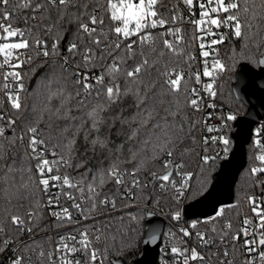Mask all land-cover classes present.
<instances>
[{
  "label": "trees",
  "instance_id": "trees-1",
  "mask_svg": "<svg viewBox=\"0 0 264 264\" xmlns=\"http://www.w3.org/2000/svg\"><path fill=\"white\" fill-rule=\"evenodd\" d=\"M25 2L26 0H10V4L7 6L11 17L9 20L14 25H20L24 29L30 30L46 42L50 55L44 57L42 54H37V51L32 50L33 42L29 40L31 62H26L20 69L23 76L22 83L25 87V91L21 94L22 108L19 111L13 109L7 94L3 91L1 95L0 117L3 119H0V126H4L6 131L4 137H0V145L3 146L0 155L4 157L3 160H0V169L12 166L13 171L9 174L7 183H5L4 173L0 171V224H3L5 229L4 234H0V246L6 247V244L3 243L4 240L19 241L32 232L40 234L53 226L50 214L43 205L44 192L41 185L38 184V172L35 167L37 161L30 156L28 142L22 143L19 139V137H23L29 140L30 137L27 133L29 126L37 127L40 133L38 139L43 138L45 145L48 146L46 152L52 151L50 145H56V151L59 152L67 145L68 140H71L72 167L60 168L58 172L55 169L54 172L60 175L67 173L71 179L72 176H79L87 169V177L91 179L93 175H99L102 170L109 167L112 161L119 158L123 162V169L136 168L141 183L147 185L140 189H132L134 193L132 196H123L128 188L125 184L119 185L118 195L114 197L116 207L98 205L95 210L89 213L90 218L88 219H84L78 211V219L82 222L81 228L95 232L97 228L104 230V235L98 241L99 248H107L103 254V264H114L116 260H120L124 264H132L141 253L146 225L150 218L149 212L140 208L142 205H150L159 209L169 221L165 227L161 247L165 243H168L170 247L182 244L179 243L182 238L171 225V223L176 226L182 224L180 221L171 219V215L177 209L180 211L182 200L177 201L174 198V191L171 188L159 189L157 185L160 182H154L151 177V171L155 170V166L161 164L167 157L162 156L157 160L149 159L143 152L137 150L136 140L129 139V137L134 131L137 132L138 138L145 133V129L140 128L138 123L139 109L135 95L137 91L141 95L147 93L146 104L157 119L166 115V109L177 113L175 120L182 122L180 126L183 131L181 132L182 140L176 142V151L183 150L182 158L185 171L192 173V180L189 182L190 190L185 197L187 204L198 200L208 192L215 174L228 158L217 156L207 165L202 163L203 151L208 153L225 151V146L209 141L207 144L204 143L205 139L208 140V136H206V129L202 125L201 112L190 107L184 95L169 93L161 75L165 71L174 69L181 71L185 75V79L181 81L180 85L181 92L190 93L198 85L195 81V74L200 67L192 58L196 50L194 29L186 20L183 0H157L158 15L162 14L167 17L168 22L163 27L158 26L150 30L153 35H156L167 33L170 28H179L180 38L176 39V37L170 36V41H175L180 51L175 52L165 47L163 40L167 39L168 35L162 39H156L153 42L156 53L163 50V55L157 56L156 53H152L149 59L151 62L155 58V63L146 72L141 73L139 84L130 82L121 74L117 80L120 84L121 96L114 102H106L103 97L89 96L85 99L84 105L80 106L77 103L79 97L72 96L66 101V106L70 108L68 115L73 119H66L63 115H54L50 111L51 108L59 107L61 104L60 97L54 96L53 93L59 89L68 94L79 87L73 84L77 78L74 74L76 71L80 73V79L83 81L85 74L87 77L90 74L99 76L105 71V67L112 63L113 57L108 56L106 51L101 56V52L106 49L105 41L108 40L109 44L116 39L115 34L107 31L106 37H99L101 44L97 46L91 43L90 37L84 34L79 27L80 24L89 22V15L93 12L98 16H104L105 25L114 26L116 22L110 21L108 14L101 7V5H106L107 0H72L68 7L59 6L58 0V6L53 7L47 3V0H44V7L39 11L33 9L40 0H32V7L19 6ZM261 5L262 0H252L249 5L250 11L244 14V19H251V22L256 25L251 30L247 44H245L243 36L238 38L231 33L219 51L222 62L226 64V70L215 73L217 100L230 110L232 115L236 116L235 120L229 121L228 130L225 133V137L230 141L226 151L229 155L235 144L236 121L247 113L245 104L237 100L234 94L233 86L236 81V73L243 64L258 70L260 68L259 60L264 57V7ZM2 10L3 8L0 7V11ZM253 12L256 14L254 19H252ZM177 13L179 16L173 24L171 23L172 17ZM89 26L97 27V31H100L98 26L90 23ZM49 27L52 28L51 32L46 31ZM137 39L136 35L128 39L122 38L121 49H115L113 45V48L109 50L113 51V56L127 57V53L122 49L127 43ZM57 42V50L53 54L51 48L53 43ZM73 43L77 45L76 54L67 51V48ZM86 44H90L95 50L97 66H84L77 69V64L83 63L80 51ZM133 47L135 49L136 45ZM139 59L138 55H133L131 58H126L122 64L117 61V64L125 69ZM110 80L111 77L105 75L104 83L108 84ZM185 81H187L186 86ZM90 83L95 84V80ZM149 85L152 86L148 87ZM94 92L95 90H93V95ZM192 98L194 96H188V99ZM98 100L103 104V108L99 112V119L94 128L91 113ZM142 107L144 106L141 105ZM8 120H14L15 123L9 124ZM263 123L264 118L254 127L252 139L246 146V164L235 184L232 202L222 207L224 212L220 215L206 220H188L186 223L198 221L197 229L206 231L212 236L225 235L224 229L229 223H231L234 232L239 231L241 220L252 213L251 201L263 190L262 168L264 161L259 160V157L264 155V146L256 143L258 140L255 133L256 128ZM132 152H136L137 155L133 157ZM253 167L260 170L252 173ZM29 169H31V173H29ZM30 174L31 182L28 180ZM114 183L115 181L111 178L105 179L97 189L100 198H103L105 193L111 194ZM4 188L8 189V194L3 191ZM70 191L76 197L80 196L78 188L70 187ZM81 206L82 209L87 208L85 201L81 200ZM29 213H33V215H29ZM11 215H19L24 220L22 230L10 224ZM131 216H138V222L129 225L127 222ZM121 217L123 220L120 219ZM117 226H120L119 231H117ZM29 228L31 231L28 230ZM212 228L216 229L215 233L211 231ZM169 232L171 235L168 234ZM45 240L47 239L40 235L27 242L20 251L23 255L28 254L34 259V255L42 248V242ZM245 257L246 252L243 248L233 264H246ZM160 261L159 258L158 264Z\"/></svg>",
  "mask_w": 264,
  "mask_h": 264
},
{
  "label": "snow or ice",
  "instance_id": "snow-or-ice-1",
  "mask_svg": "<svg viewBox=\"0 0 264 264\" xmlns=\"http://www.w3.org/2000/svg\"><path fill=\"white\" fill-rule=\"evenodd\" d=\"M252 0H204L203 3L199 5L200 19L192 21V23L196 26V29L201 31L203 35L200 37L201 43L199 45L201 49V56L203 59V69L202 75L205 78H211L214 82L215 73L217 71L224 72L226 70V64L222 62L221 58L217 56V49L214 47L215 45L222 43L225 39L223 34L217 33L213 31V28L219 29L221 26H228L231 22V28L235 37H242L244 39L245 44H247L248 39L251 36V30L256 27L251 22V19H244V14L250 11L249 5ZM48 4H51L53 7L56 6H64L68 7L72 0H47ZM184 3L188 6L193 4V0H184ZM10 4V0H0V7L3 8L0 11V19H10V13L7 11V6ZM157 0H107L106 5H101L104 8L105 13L108 14L109 20L112 22H116L115 25H105V19L103 15H96L94 12L89 15V22L82 23L79 25L80 29L84 34H87L90 37L91 43L99 46L101 44V40L99 37L107 35V31H111L115 34L116 39L114 41L109 42L106 46V49L101 52V56L107 52L108 56H112V63L105 67V71L101 73L99 76L95 78V84L88 82V77L85 74L83 81L80 79V73L76 71L74 74L76 75V79L73 81L74 85H78L79 87L75 88L72 93L65 94L62 90H57L53 93L54 96H58L61 99V104L59 107L51 108L50 111L54 115H63L66 119H73V117L69 116L70 108L66 106V101L70 99L72 96L79 97L78 105L83 106L85 103V99L89 96H93V98L103 97L106 102H114L117 98L121 96L120 92V84L117 82L119 76L122 74L126 78L129 79L130 82L139 84L141 79V73L146 72L150 69L155 63V58H153L150 62L149 57L152 53H156V47L153 43L156 39H162L165 35L180 38V29L179 28H170L167 33H158L153 35L150 30L154 29L158 26L163 27L166 22H168L167 17L164 15H159L156 10ZM20 7H32V0H26L24 4H20ZM262 7H264V0H262ZM44 7V0H40L39 3L35 4L34 11H39ZM215 14V18L213 17ZM221 14H226L223 19H221ZM255 12L252 13V19L255 18ZM179 14H174L171 20V23L175 24ZM89 23L94 26L100 27V31H97V27H89ZM242 28L244 31L242 32ZM0 30L3 31L5 35L0 36V41H8L10 38L19 37L18 42H0V54H4L3 63H0V69H4L7 66L10 69H16L20 67L25 61L20 59V55L18 54L16 59L18 63H11L10 58L12 56L13 50L19 49H28L30 47L29 40L33 42V49L37 51V54H42L44 57H48L50 55V50L48 49L47 43L42 41L35 33L31 32L28 29H20V28H12L11 25H4L0 23ZM46 31L51 32L52 28L49 27ZM143 33V35H141ZM96 34V35H93ZM136 35L137 40L131 41L127 43L122 49L123 52L127 53V57L123 55L113 56V51L109 50L113 48L121 49L122 38L128 39L131 36ZM209 36L218 37V39H211L208 41L206 38ZM163 44L169 50H173L175 52H179L180 49L177 47L175 41H169L167 39L163 40ZM134 45H136L134 49ZM58 42L53 44L51 48V53H55L57 50ZM77 45L75 43L71 44L67 51L73 54H76ZM207 49V50H205ZM157 56L163 55V50L159 53H156ZM80 55L82 57V64H77V69L88 66L95 67L97 66L95 61L97 60V55L95 50L90 46V44H86L80 51ZM133 55H138L140 57L139 61L130 65L128 68L122 69L117 61H120L122 64L126 58H131ZM211 57V58H210ZM191 58V57H190ZM210 58V59H209ZM28 63L31 62V57H29ZM75 63V62H74ZM259 63L264 65V59L259 60ZM173 73H175V79L172 78ZM105 75L111 77V80L108 84L104 83ZM163 82L167 85V91L173 95H184L186 102L190 107H193L199 110L198 100L196 98L188 99V96H196L197 90L195 88L192 89L190 93L181 92V78L182 72L177 70L165 71L162 74ZM201 72L197 71L195 74V81L200 83ZM9 78H11L12 84L16 85L15 93L12 90V84L8 83ZM23 76L18 71H6L4 72V83L3 88L7 90L8 100L11 103V107L17 111L22 108L21 103V94L25 91L24 84L22 83ZM213 82L206 83L203 85L204 91H208L213 88ZM187 85V81H185V86ZM149 85L148 87H151ZM93 90H95L93 95ZM138 104L137 108L139 109V127L145 129V133L142 137H137V132L134 131L129 139L136 140L135 147L139 152H143L145 156H147L151 160H157L162 156H166L167 159H164L161 164L155 166V170L151 171V177L154 182L158 183V187L161 190H166L171 188L174 191V198L178 201L180 197L184 195L186 191H188L190 187V181L192 180V173L185 171V164L183 160V150L177 152L176 151V142L182 140L181 132L183 131L180 126L182 122H178L175 120V116L177 113L173 112L171 109H166V115L157 119L149 107L146 104V100L148 99L147 93L141 95L139 91L135 93ZM211 96H215L216 92H211ZM141 105L144 107L141 108ZM103 104L98 100L96 106L93 108V112L91 115L93 116V127H96V122L99 119V112L102 110ZM3 119V117H0ZM227 121H233L236 119L235 115H228L225 117ZM9 124H14V120H8ZM149 125H151L149 127ZM208 132H213L215 129L212 127L207 128ZM4 128L0 127V137H4ZM27 133L29 134L28 148L30 149V156L32 159L37 161L35 165L38 172V184L42 185V191L46 194L52 196V193L48 192V186L50 184V180L55 183L53 187L63 189V186H69L71 188H78L80 192V196L76 197L72 194H67V198L72 200V207L77 209L81 216L84 219L90 218L89 213L97 208L98 205L108 206L110 205L112 208L116 207V200L114 197L118 195V186L121 184H125L128 188V195L131 196L134 193L132 189H140L142 187H146L147 185L141 183L140 176L137 175V169H123L122 161L117 158L112 161L107 169L102 170L99 175H93L91 179L87 177V169L85 172L80 173L79 176H72L71 179L65 173L64 175H51L48 178H45L46 173H52L54 167L58 172L60 168H69L71 165V140H68L67 145L61 149V151L57 152L56 145H50L52 151L51 155L56 157V159L49 160L45 158L43 155V150L38 152L37 145L44 146V150H47L48 146L45 145V140L43 138H39L40 133L38 132L37 127L29 126L27 128ZM19 139L23 140V137H19ZM67 139V137H66ZM220 141L225 146V151L228 150V145L230 141L226 137H220ZM213 142H215V137H213ZM205 144L208 143V140L205 139ZM259 144V141L256 142ZM3 146L0 145V152H2ZM131 151V149H130ZM133 157L137 155L136 152H132ZM3 155H0V160H3ZM213 160V157L210 156H202L201 161L204 165L209 164V162ZM259 160L264 161V155L259 157ZM79 166V165H77ZM258 168L253 167L252 173H256ZM5 175V183L8 182V176L13 171L12 166H8L4 169H0ZM31 173V169L28 170ZM175 173V176L173 175ZM177 177H179V183L177 182ZM106 178H111L115 181L113 190L111 194L105 193L103 198H100V193L97 191L99 186L104 183ZM29 182L32 181L31 174L28 176ZM3 191L8 194V189L4 188ZM55 201L53 199L48 200L49 205H53L54 203L58 204L60 199V194L55 193ZM80 199L85 201L87 204L86 209H82L81 203H77L76 200ZM255 203L254 199L251 201ZM260 205L256 204L253 207L252 211L255 213L256 217L259 220L258 228H264V215L261 214L259 209ZM224 212V209L221 208L218 210L217 215H220ZM56 217L58 221H63L65 218L71 221V213L67 207H63L60 212L51 213ZM29 215H33V213H29ZM181 218V213L179 209H177L172 215L171 219L174 221H179ZM123 220V217L120 218ZM138 216H131L128 219V224L131 225L133 223L138 222ZM74 222V221H73ZM243 225L239 229V232H243L245 236L248 235L249 229L248 225L252 223L251 220L245 218L243 220ZM10 224L17 229L22 230L24 227V220L19 215H11ZM192 228H195L196 225L192 224ZM226 228H231V223L226 225ZM31 231V229H28ZM106 230V229H105ZM120 230V226H117V231ZM79 239H77L76 235H62L60 239L57 241L56 253L58 254L57 259H52V252L49 251L47 255L43 250L38 253V256L41 260V264H44V261H47L48 264H73V261L68 259L69 254H73L75 252H81L84 256V264H96L99 260L100 264H103L104 261V252L107 251V248H95L92 247L91 241H89V230L88 229H78ZM180 233H182L183 237L190 236V232L188 229L180 228L178 229ZM211 231L213 233L216 232L215 228H212ZM5 229L3 224H0V234H4ZM95 237L96 241H100L101 237L104 235V230L97 228L95 233H92ZM198 240L200 241L202 246H207L211 240L205 239L203 233H196ZM261 237L258 241L255 239L249 241L245 240V248L249 253V258L246 260V264H264V251H261L258 256H252V253L257 251L259 246H264V233L261 234ZM155 238V237H153ZM221 239H223V235L221 234ZM230 239L233 241L239 240L240 236L238 233L232 234ZM4 244H7L8 241L4 240ZM179 243H184L181 239ZM76 245H79L77 247ZM230 249L224 248L222 251V255L227 258L229 255ZM171 253L176 254L177 256H182L183 261L182 264H189V260L197 259L198 253L195 248L191 250L190 255L188 254V249L185 248L181 250L177 246H173L171 248ZM201 261L204 260L203 255L199 256ZM23 257H17L13 264H22ZM25 264H31L30 259L25 261ZM74 264H80V260L77 259ZM179 264V261H178ZM229 264H232L229 261Z\"/></svg>",
  "mask_w": 264,
  "mask_h": 264
},
{
  "label": "built area",
  "instance_id": "built-area-1",
  "mask_svg": "<svg viewBox=\"0 0 264 264\" xmlns=\"http://www.w3.org/2000/svg\"><path fill=\"white\" fill-rule=\"evenodd\" d=\"M203 2L204 0H193V4L191 6H188L184 3V0H183V5H184L183 7L185 10L186 20L194 29V39H195V44H196V50L192 58L199 65L200 67L199 71L201 72L200 83H198V85L194 87L198 93L196 96H194V98L198 100L199 111L202 114V125L206 129L205 133H206V136H208V141L213 144L222 145V142L220 141V137H225V133L228 130V125H229V121H227L225 117H227L228 115H232V114L230 110L225 108V106L217 100V95L215 96L210 95L211 92L213 91L216 92L215 91V80L213 82L211 78H205L202 75L204 58L201 56V49L199 45L202 42L200 37L203 35V33L199 31L198 29H196V26L192 23V21L200 19L201 9L199 5ZM226 3H227V0H226ZM225 15L226 14H221V19H223ZM213 17L215 18V14H213ZM0 23H3L4 25H11L12 28L24 29L20 25H14L9 19H2ZM213 31L223 34L225 36V39L223 40L222 43H219L214 46L217 49V56L218 58H220L219 51L221 47L224 45L228 35L233 33L232 28H231V22L229 23L228 26H221L219 29L213 28ZM3 35L5 34L3 33L2 30H0V36H3ZM206 39L210 41L211 39H218V37L209 36ZM167 40L170 41L171 37L168 36ZM18 41H19V37H15V38H10L8 41H0V42H18ZM104 45L105 46L108 45V40L105 41ZM29 49L30 47L28 49L13 50L12 56L10 58L11 63L13 64L18 63L16 59L18 54H22L20 55V59L25 61L26 63L29 57H31V53ZM3 59H4V54H0V63H3ZM22 65L16 69H10L7 66H5L4 69H0V99H1V95L3 91L5 94H7V90L3 88L4 72L10 71V70L20 72ZM96 77H97L96 74H90V76L88 77V82L90 83L92 80H95ZM172 78L173 79L177 78L175 73H173ZM184 79H185V75L182 73L181 81H183ZM209 82H213V88L208 91H204L203 85ZM8 83L12 84L11 78H9ZM15 88H16V85L12 84L13 93H15ZM0 127L4 128V130L6 131V128L4 126H0ZM208 127H212L213 129H215V131L208 132L207 131ZM255 133H256L257 140L259 141V144L261 146H264V123L259 125L256 128ZM213 137H215V142H213ZM26 141L28 142L29 140H26L25 138L21 140L22 143ZM43 149H44V146L37 145L38 152L42 151ZM43 155L45 158H48L49 160L56 159V157H53L51 155V152H46L45 150H43ZM202 156H210V157L216 158L217 156L229 157V154L226 151H220V152L217 151L215 153H208V152L203 151L201 157ZM55 169L56 168L54 167L52 173H46L45 178H48L51 175H57L58 173L54 172ZM262 172L264 174V164H263ZM177 182L179 183V177H177ZM55 183H58V182H54L50 180V184L48 186V192L52 193L53 195L50 196L44 192V201H43L44 208L50 214V217L53 222V226L48 231L40 233V234L32 232L29 235H27L25 238L19 241L7 240L8 243L6 244V247L0 246V264H13L14 260L17 257H23L22 264H25V261L29 259L31 261V264H41V260L38 256V253L41 250H43L46 255L49 251H51L53 254L52 259L56 260L58 256V254L56 253L57 241L60 239L62 235H76L77 239H79V232L77 230L83 229L81 228L82 222H80L78 219L79 218L78 210L71 206L73 201L67 198V194H72L70 191V187L63 186V189L55 188L53 187ZM41 187L43 188L42 185ZM262 187H263V190L261 194L254 198L255 203H252V205L253 207H255L256 204H259L260 207L257 210L260 211L262 215H264V177L262 181ZM189 190H190V187L188 191H186L184 195L180 197V199L182 200V206L180 209L181 218L179 221L182 224L176 226L173 223H171V225H173L174 227L175 232L178 233V235L184 241V243L178 245L177 247H179L181 250L187 248L189 255L193 248H195L198 253L197 259L195 260L190 259L189 264H229V261H231L233 264L236 261V258L238 257L239 252L243 248H244V251L246 252V257L244 259V262L246 263V260L249 258V253L247 249L245 248L244 241L245 240L251 241L255 239L258 244L259 239L262 238L261 234L264 233V228L257 227V225L259 224V220L256 217L255 213L252 211L250 216L244 217L240 222V229H241L242 227H245V225H243L242 223L245 218L252 221L250 225L246 226L249 229L247 236H245L243 232H239V231L234 232L232 225H231V228H226L225 226V229H224L225 235H223V239H221V235L212 236L211 234H208L206 231L197 229V226L199 224L198 221H193L192 223L188 224L186 223V220H184L183 209H184V206L187 204L185 197L189 193ZM55 193L60 194L59 203L58 204L54 203L53 205H49L47 202L50 198L55 201V195H54ZM126 195H128V191L123 194V196H126ZM76 202L81 203V200L77 199ZM63 207H67L69 209V212L71 213V221L68 220L67 218H65L63 221H58L56 217L51 214L53 212H60ZM140 208L147 210L149 213H153L156 216H161L166 219L167 223L169 222L165 214L153 206L142 205L140 206ZM221 208L222 207H220L219 209ZM201 220H206V219H201ZM192 224H195L196 227L192 228L191 227ZM180 228L188 229V231L190 232V236L183 237L182 233L178 231V229ZM92 233H95V231L89 230L88 239L89 241H91L92 247L99 248L98 241L95 240V237L92 235ZM196 233H203L205 239H209V237H211V240L206 247L201 245L200 241L198 240L196 236ZM236 233L239 234L240 239L233 241L232 239H230V236ZM168 234L171 235L170 232ZM40 235L44 236V238L47 239L48 242L47 240H45L42 242L43 244L41 243L42 248H40L38 252L36 253V255H34L35 256L34 259L28 254L23 255V253L20 251L21 248H23L27 242L36 239ZM76 246L79 247V245H76ZM171 248L172 247H170L168 243L167 244L165 243V245H163L162 247L160 246V252H159V258L161 259L160 264H178V261H179V264H182L183 257L177 256L176 254L171 253ZM224 248L230 249L229 255L227 258H225L222 255V251ZM261 251H264V246H259L257 248V251L255 253H252L251 255L258 256ZM200 255H203L204 257L203 261L199 259ZM68 259L73 261V264L77 259L80 260V264H84V256L81 252H75L73 254H69ZM44 264H48V262L44 261ZM96 264H100V261L98 260Z\"/></svg>",
  "mask_w": 264,
  "mask_h": 264
},
{
  "label": "water",
  "instance_id": "water-1",
  "mask_svg": "<svg viewBox=\"0 0 264 264\" xmlns=\"http://www.w3.org/2000/svg\"><path fill=\"white\" fill-rule=\"evenodd\" d=\"M233 90L237 100L247 107V113L236 121L234 148L215 174L208 192L184 206L183 218L186 221L212 218L220 207L232 202L235 184L246 164V146L252 139L254 127L264 118V65L260 64L258 70L241 65L236 73ZM149 217L142 251L132 264H158L161 240L167 221L153 213H149ZM114 264L124 263L116 260Z\"/></svg>",
  "mask_w": 264,
  "mask_h": 264
},
{
  "label": "rangeland",
  "instance_id": "rangeland-1",
  "mask_svg": "<svg viewBox=\"0 0 264 264\" xmlns=\"http://www.w3.org/2000/svg\"><path fill=\"white\" fill-rule=\"evenodd\" d=\"M9 43H11V42H9Z\"/></svg>",
  "mask_w": 264,
  "mask_h": 264
}]
</instances>
